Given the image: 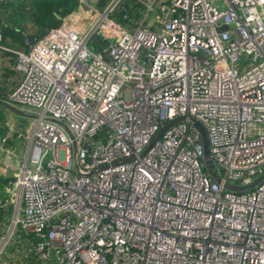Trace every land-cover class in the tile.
Here are the masks:
<instances>
[{
  "label": "built area",
  "instance_id": "2783aa9c",
  "mask_svg": "<svg viewBox=\"0 0 264 264\" xmlns=\"http://www.w3.org/2000/svg\"><path fill=\"white\" fill-rule=\"evenodd\" d=\"M78 1L86 29L25 50L0 26L32 119L22 162L0 138L12 230L42 264H264V179L227 187L264 174V0H166L133 30L125 0Z\"/></svg>",
  "mask_w": 264,
  "mask_h": 264
},
{
  "label": "crops",
  "instance_id": "0c3cea01",
  "mask_svg": "<svg viewBox=\"0 0 264 264\" xmlns=\"http://www.w3.org/2000/svg\"><path fill=\"white\" fill-rule=\"evenodd\" d=\"M165 1L166 0H125L124 10L121 12H117V20L119 21V18L121 20H124V22H126L125 25H127L130 30H133L136 24L143 19L145 20V24L151 26L152 24H154V19L156 17L159 6ZM104 2H106V0H90V4H94L95 6H102ZM147 4H150L153 7V9L149 12H147ZM26 15L27 18L21 24L23 30L19 33L17 28H15V31L13 33L6 36L3 35L2 45L12 49L25 50L27 49L24 41L25 33L30 34L34 38H40L43 36L41 28L36 25L35 18L29 13ZM125 15L127 16V18H124ZM67 18H69L70 21L75 22V24L80 27V25L88 23L89 19H91V13L89 12L87 7L83 9L80 8L79 4L77 9L69 14ZM15 61L16 56L13 52L6 51L0 48V118H2L3 114H6V112L14 116L25 117V114L22 113L19 108L15 107L17 110H20L17 111L3 104V102L8 103L6 102L7 96L16 86L20 78L19 73L14 69ZM0 130V138L8 136L6 146L16 150L18 162L23 161V154H25L27 142L25 143L24 140L22 138H19L18 134L16 133H12V136L10 137V130L7 126H4L1 119ZM3 157L4 154L0 153V161H2ZM0 167H2L1 163ZM16 171L17 169L11 168V170L8 171L9 177L14 176ZM5 174H7V172ZM5 174H1L0 177L6 178L7 175Z\"/></svg>",
  "mask_w": 264,
  "mask_h": 264
},
{
  "label": "trees",
  "instance_id": "16d2710c",
  "mask_svg": "<svg viewBox=\"0 0 264 264\" xmlns=\"http://www.w3.org/2000/svg\"><path fill=\"white\" fill-rule=\"evenodd\" d=\"M78 6V0H5L0 3L2 33L6 36L13 33L15 28L20 33L23 30L21 24L27 18L26 14L29 13L35 18L36 25L41 28L44 35L51 28L59 26L63 18L74 12ZM96 40L100 39L97 38ZM99 43L102 44L104 41L101 40ZM8 181V178L0 177V200L5 198V187ZM11 214L10 208L0 206V239L3 236V230L10 221ZM20 235L34 241L31 236L22 233ZM30 257L24 264H42L35 253Z\"/></svg>",
  "mask_w": 264,
  "mask_h": 264
},
{
  "label": "rangeland",
  "instance_id": "374dc122",
  "mask_svg": "<svg viewBox=\"0 0 264 264\" xmlns=\"http://www.w3.org/2000/svg\"><path fill=\"white\" fill-rule=\"evenodd\" d=\"M214 4L223 6L224 2L223 0H215ZM119 22L123 25L126 23L120 18ZM84 24L80 25L82 29L87 28L88 23ZM0 119L2 120L4 126L7 127H12L14 124H16L15 130L18 129V132L21 133L19 138H22L25 143L27 142L28 135L31 130V118L27 117V119H24L22 116H14L6 112V114H3L2 118ZM14 132L15 131L12 133ZM9 135L10 137L12 136V134ZM11 220L12 218L3 230V236L0 239V264H24L29 258H31L30 256L34 255L33 240L28 237L21 236L20 232L18 233L16 231V228L12 230ZM4 238L7 239L4 241Z\"/></svg>",
  "mask_w": 264,
  "mask_h": 264
},
{
  "label": "water",
  "instance_id": "95a60500",
  "mask_svg": "<svg viewBox=\"0 0 264 264\" xmlns=\"http://www.w3.org/2000/svg\"><path fill=\"white\" fill-rule=\"evenodd\" d=\"M1 103H2V102H1ZM3 104L6 105V106H8V107H10V108H12V109L17 110L13 105H11V104H9V103H5V102H3ZM17 111H20V110H17ZM182 120H183V118H178V119H175V120L171 121L170 124H171V123H174V122H176V121H182ZM190 121H191L194 125H196L197 127H199L200 130L202 131V133H203V137H204L205 153H206V155H208V154H209V144H208V140H207V137H206L205 129L203 128L202 124H201L199 121H197V120H195V119H191ZM168 125H169V124H168ZM168 125H167V126H168ZM167 126H166V127H167ZM166 127H164V128L161 129V131L158 133V136H160V135L163 133V131L165 130ZM75 165H76L77 171H79V172L82 173L83 171H82L81 168H80L79 161H78V158H77L76 155H75ZM208 167L211 168V167H212V164L209 163ZM262 179H264V174H263L260 178H258L257 180H255V181H254L252 184H250V185L243 186V187H236V186H227V187H228L229 189H231V190H236V191H248V190H251L255 185H257ZM5 239H7V238H4V241H5Z\"/></svg>",
  "mask_w": 264,
  "mask_h": 264
}]
</instances>
